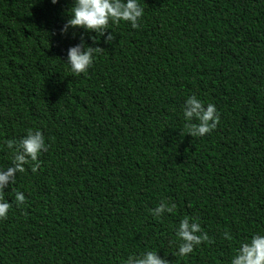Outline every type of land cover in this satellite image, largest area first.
Returning a JSON list of instances; mask_svg holds the SVG:
<instances>
[{
  "label": "trees",
  "instance_id": "obj_1",
  "mask_svg": "<svg viewBox=\"0 0 264 264\" xmlns=\"http://www.w3.org/2000/svg\"><path fill=\"white\" fill-rule=\"evenodd\" d=\"M137 2L138 27L109 22L114 40L93 44L83 29L59 35L72 0H0V167L6 141L39 130L46 144L36 172L29 161L0 192V264H123L145 251L230 264L264 234V0ZM81 36L99 48L74 75L64 60ZM190 95L219 112L203 137L185 134ZM161 202L175 208L154 217ZM185 217L207 239L179 256Z\"/></svg>",
  "mask_w": 264,
  "mask_h": 264
},
{
  "label": "clouds",
  "instance_id": "obj_2",
  "mask_svg": "<svg viewBox=\"0 0 264 264\" xmlns=\"http://www.w3.org/2000/svg\"><path fill=\"white\" fill-rule=\"evenodd\" d=\"M56 4L57 0H51ZM144 9L137 0H72L68 9V18L59 29V35L64 37L70 30L83 29L89 33L88 39L96 43L97 38L103 37L105 43H111L115 35L109 29V22L116 24L119 21L128 22L132 28L138 27V20ZM95 33V35H91ZM75 38V31H72ZM99 47L87 43L83 36L80 42L67 49L64 60L72 74L86 73L92 65L94 54ZM185 121V134L192 137H203L210 133L219 121V112L213 103H205L195 95L188 96L182 106ZM7 147L12 150L11 166L0 167V192L16 180V174L24 172V165L32 161L31 171L36 172L39 162L38 155L46 150V144L41 131H29L19 141H6ZM14 200L17 205L23 204L25 195L16 192ZM10 203L0 199V219L7 216ZM174 204L161 202L154 209H150L154 217L166 211L171 213ZM197 233H200L199 235ZM178 238L176 255L184 256L193 251L194 245H199L207 239L201 232L200 225L188 217L179 221L175 230ZM123 264H169L166 259L157 255L155 251H145L139 255L129 254ZM230 264H264V234H253L246 242H241L236 254L232 256Z\"/></svg>",
  "mask_w": 264,
  "mask_h": 264
}]
</instances>
